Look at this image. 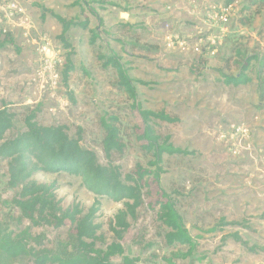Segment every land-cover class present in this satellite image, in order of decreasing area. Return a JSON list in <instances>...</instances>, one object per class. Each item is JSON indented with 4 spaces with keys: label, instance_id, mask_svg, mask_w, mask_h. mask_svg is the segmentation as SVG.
Returning a JSON list of instances; mask_svg holds the SVG:
<instances>
[{
    "label": "rangeland",
    "instance_id": "1",
    "mask_svg": "<svg viewBox=\"0 0 264 264\" xmlns=\"http://www.w3.org/2000/svg\"><path fill=\"white\" fill-rule=\"evenodd\" d=\"M263 1L0 0V41H9L0 51V110L14 116L6 138L25 131L26 118L34 114L40 125L65 127L106 165L100 121L115 114L126 148L111 163L123 174L137 165L153 171L134 137L139 122L132 103L118 88L116 73L98 59L114 53L134 81L141 108L177 120L155 122L157 134L190 153L164 157L160 182L152 180L147 201L154 202L160 191L175 201L196 244L192 256L178 264H264ZM12 2L15 13L7 7ZM210 5L231 7L224 24L206 14ZM54 16L75 23L63 40ZM253 57L246 71L250 84H224V76L238 75ZM69 61L73 70L65 85ZM32 180L54 184L63 209L78 205L85 213L95 200L79 178L65 173H36ZM7 183V165L0 159V225L13 235L27 232L24 242L37 253H59L72 226H31L9 205L18 192ZM98 200L97 248L105 249L114 242L108 222L123 205ZM129 224L121 254L136 264H165V258L187 251L165 244L156 209L145 205ZM0 264L34 262L0 257Z\"/></svg>",
    "mask_w": 264,
    "mask_h": 264
},
{
    "label": "trees",
    "instance_id": "2",
    "mask_svg": "<svg viewBox=\"0 0 264 264\" xmlns=\"http://www.w3.org/2000/svg\"><path fill=\"white\" fill-rule=\"evenodd\" d=\"M54 18L61 26L60 39L63 40L64 35L75 23L58 16ZM8 43L9 41H0V51ZM98 59L104 68H111L116 73L118 88L132 103L131 113L137 114L139 122L134 128V137L143 153L151 158L149 167L153 171L137 165L133 171L123 174L111 163L112 156L123 154L126 148L121 137L120 120L115 114H107L100 121L103 131L102 151L107 161L106 165H101L93 151L82 147L79 137L71 138L63 126L40 125L34 114L26 118L25 131L7 139L6 134L14 127V116L7 109H1L0 159L7 165L8 188L18 192L9 205L33 227L63 226L65 222L72 226L70 240L62 245L59 253L55 254L46 251L37 253L24 242L30 237L27 232L13 235L0 225L2 258L28 257L34 264H136V259L122 256L120 242L129 230V220H135L138 211L145 205L156 209V219L166 230L165 244L168 247L187 248L184 254L165 258V264H178V261L190 258L196 248L170 194L160 191L154 202H147L152 196L150 183L152 180L160 182L164 157L190 155L186 150L174 147L169 137H160L153 126L155 122L172 124L177 120L165 112L153 113L141 108L134 81L129 77L120 57L110 53ZM252 60H257V57L247 59L238 75L224 76V84L233 87L250 84L251 80L247 77L246 71ZM70 64V61L67 62L62 74L65 85L73 70ZM139 84L145 85L140 82ZM259 88L261 91L264 90V79L260 82ZM36 173L49 175L65 173L79 178L83 186L95 196V200L85 213L78 205L63 209L56 198L55 185L34 182L32 177ZM102 198L123 205V209L108 222L114 242L105 249L97 248V243L101 241L99 235L101 226L96 221L100 206L98 199ZM214 231L215 229H212L210 232Z\"/></svg>",
    "mask_w": 264,
    "mask_h": 264
},
{
    "label": "built area",
    "instance_id": "3",
    "mask_svg": "<svg viewBox=\"0 0 264 264\" xmlns=\"http://www.w3.org/2000/svg\"><path fill=\"white\" fill-rule=\"evenodd\" d=\"M7 7H8V9L9 8H12L13 9V13H15L16 12V10H17V6L14 4V2H12V3H9L8 5H7ZM209 10L207 11V15L210 17V15H213L214 16V18H217L221 23V25L222 24H224V22H226V19H227V17L229 16V13H230V11H231V7H225V6H221V7H219V8H216L215 7V5H210L209 7ZM210 12L211 13H213V14H210ZM12 16H13V14H12ZM183 46V43H180L179 42V47L182 49V50H184V48L182 47ZM200 49H199V47H198V45H196L194 48H193V51L194 52H196V53H199L200 51H199ZM207 52H208V49H207ZM212 55H214L215 53H214V51L211 53Z\"/></svg>",
    "mask_w": 264,
    "mask_h": 264
}]
</instances>
